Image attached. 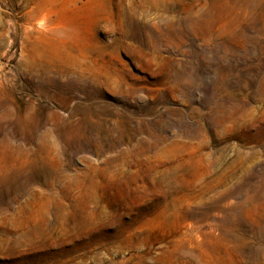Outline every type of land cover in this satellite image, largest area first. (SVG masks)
I'll use <instances>...</instances> for the list:
<instances>
[{
  "label": "rangeland",
  "instance_id": "374dc122",
  "mask_svg": "<svg viewBox=\"0 0 264 264\" xmlns=\"http://www.w3.org/2000/svg\"><path fill=\"white\" fill-rule=\"evenodd\" d=\"M0 264H264V0H0Z\"/></svg>",
  "mask_w": 264,
  "mask_h": 264
},
{
  "label": "bare ground",
  "instance_id": "6f19581e",
  "mask_svg": "<svg viewBox=\"0 0 264 264\" xmlns=\"http://www.w3.org/2000/svg\"><path fill=\"white\" fill-rule=\"evenodd\" d=\"M39 25H42V21L39 22Z\"/></svg>",
  "mask_w": 264,
  "mask_h": 264
}]
</instances>
